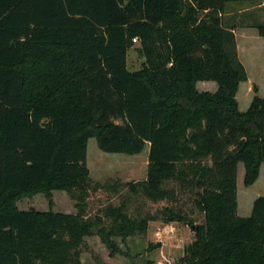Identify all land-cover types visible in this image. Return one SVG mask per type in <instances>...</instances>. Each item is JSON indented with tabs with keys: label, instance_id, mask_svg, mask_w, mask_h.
<instances>
[{
	"label": "trees",
	"instance_id": "obj_1",
	"mask_svg": "<svg viewBox=\"0 0 264 264\" xmlns=\"http://www.w3.org/2000/svg\"><path fill=\"white\" fill-rule=\"evenodd\" d=\"M230 1L0 0V264H83L95 232L114 247L99 218L17 206L37 193L50 203L54 190L85 193L91 137L105 152L149 144L132 193L194 195L201 224L165 209L195 226L176 264H264V195L249 216L237 213L239 164L249 186L264 162V97L239 107L247 71L223 22ZM136 42L145 61L131 71ZM204 80L218 89L199 91ZM117 216L125 235L147 229Z\"/></svg>",
	"mask_w": 264,
	"mask_h": 264
},
{
	"label": "rangeland",
	"instance_id": "obj_2",
	"mask_svg": "<svg viewBox=\"0 0 264 264\" xmlns=\"http://www.w3.org/2000/svg\"><path fill=\"white\" fill-rule=\"evenodd\" d=\"M224 26L237 31L248 30L264 24V3L262 0L230 1L223 14ZM264 40V38L262 39ZM245 62L250 80L241 82L236 98L241 110H247L253 97H264V41L248 37L243 41ZM139 43L128 51L127 63L131 71L139 70L145 58L138 49ZM204 82H210L207 88ZM204 86H203V85ZM216 81H200L198 88L211 89ZM206 87V88H205ZM261 88V90H260ZM149 144L138 154L105 152L98 146L97 139L88 141L87 164L90 170L89 187L85 193H69L54 190L52 203L44 193L22 197L17 206L22 210L36 209L66 213H81L86 218L101 219L97 227L111 231L109 240L114 247L103 242L101 235L86 237L81 260L83 264H176L184 255L185 248L196 238L195 226L182 221L167 220L166 208L181 210L194 220L204 221V214L197 208L194 195L179 193L171 200H151L142 193H132L129 183L142 181L147 177ZM244 165L238 168L237 213L249 216L254 200L264 195V162L258 179L249 186L244 183ZM170 186H176L170 182ZM121 212L131 222L139 224L147 220V229L138 228L128 234L120 229L117 214ZM96 230V231H97Z\"/></svg>",
	"mask_w": 264,
	"mask_h": 264
},
{
	"label": "crops",
	"instance_id": "obj_3",
	"mask_svg": "<svg viewBox=\"0 0 264 264\" xmlns=\"http://www.w3.org/2000/svg\"><path fill=\"white\" fill-rule=\"evenodd\" d=\"M233 30V32H234V34H235V39H236V44H237V53H238V57H239V59H240V61L244 64V66H245V68H246V71H247V80L249 79L250 80V73H249V71H248V67H247V64H246V62H245V54H244V46H245V44L243 43V41L245 40V39H248V37H252V38H254V39H256V40H259V41H264V40H262L263 38H264V36H261L260 34H259V31H258V28L256 27V26H254V27H252V29L250 30V31H248V30H246V31H244V30H241V31H237L236 29H232ZM204 81H207V80H204ZM210 81H212V80H210ZM199 82L200 81H198V83H197V87H198V85H199ZM243 82V81H242ZM205 83V86L208 88L209 86H210V82H204ZM241 84V83H240ZM203 85V84H202ZM209 85V86H208ZM204 86V85H203ZM205 87V88H206ZM202 89V90H200L199 88V91H210V92H215L217 89H218V83H217V86L216 87H213V84H212V87H211V89ZM260 90H261V88H260ZM258 95V94H257ZM253 100V99H252ZM252 102V101H251ZM250 105H251V103H250ZM249 105V106H250ZM239 107H240V105H239ZM249 108V107H248ZM244 111H246V110H244ZM243 164V163H242ZM240 165V164H239ZM244 165V164H243ZM244 170H245V167H244Z\"/></svg>",
	"mask_w": 264,
	"mask_h": 264
},
{
	"label": "built area",
	"instance_id": "obj_4",
	"mask_svg": "<svg viewBox=\"0 0 264 264\" xmlns=\"http://www.w3.org/2000/svg\"><path fill=\"white\" fill-rule=\"evenodd\" d=\"M134 40L136 41L137 39L135 38Z\"/></svg>",
	"mask_w": 264,
	"mask_h": 264
}]
</instances>
